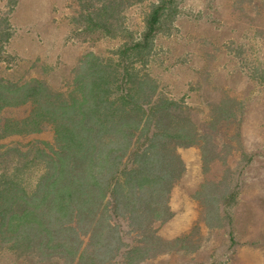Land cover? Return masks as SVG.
<instances>
[{"label":"trees","instance_id":"obj_1","mask_svg":"<svg viewBox=\"0 0 264 264\" xmlns=\"http://www.w3.org/2000/svg\"><path fill=\"white\" fill-rule=\"evenodd\" d=\"M75 1V20L85 30L123 39L104 55L84 54L64 90L37 76L12 80L0 70V246L54 264H113L120 257L139 264L168 244L155 224L173 215L170 192L185 169L178 148L198 147L203 171L214 159L226 164V141L242 144L244 104L223 94L196 123L185 100L170 97L152 73L154 41L172 30L176 0L151 2L139 32L125 16L144 0ZM11 36L1 15L0 61H7L4 43ZM250 76L264 88L263 67ZM26 106L23 116H4ZM46 127L51 142L3 143ZM225 127L233 138L225 140ZM247 155L242 151L241 161ZM227 180L205 181L195 194L209 227L231 219L238 186Z\"/></svg>","mask_w":264,"mask_h":264},{"label":"rangeland","instance_id":"obj_2","mask_svg":"<svg viewBox=\"0 0 264 264\" xmlns=\"http://www.w3.org/2000/svg\"><path fill=\"white\" fill-rule=\"evenodd\" d=\"M153 1L128 8L125 18L131 30H142L143 14ZM176 2L172 30L155 38L150 69L170 97L185 100L196 123L206 120L221 95L241 100L242 144L226 141L221 151L223 156L230 151L226 164L214 159L207 171L202 170L198 147L178 148L185 169L170 192L173 215L166 223L155 224L168 244L139 264H264V88L250 76L255 66L264 68V0ZM78 12L75 0H0V17L7 16L12 27V36L4 43L7 61H0V70L7 74L3 76L12 80L37 76L64 90L84 54L104 55L122 42L123 35L85 30L75 20ZM27 111L28 106L10 108L4 116H23ZM224 129L228 134L223 139L234 137V131ZM34 140L51 142L53 132L46 127L7 137L3 143L25 145ZM242 151L249 158L241 161ZM34 177L30 175L29 184ZM223 177L231 188L238 186L237 200L224 226L209 227L205 206L195 194L203 182ZM0 264L54 263L33 252L21 255L0 246ZM113 264L125 262L120 257Z\"/></svg>","mask_w":264,"mask_h":264}]
</instances>
